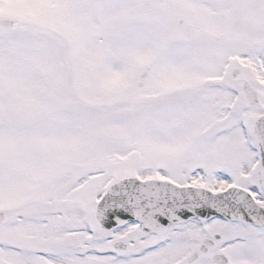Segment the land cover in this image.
<instances>
[{
  "label": "snow or ice",
  "instance_id": "1",
  "mask_svg": "<svg viewBox=\"0 0 264 264\" xmlns=\"http://www.w3.org/2000/svg\"><path fill=\"white\" fill-rule=\"evenodd\" d=\"M0 264H264V0H0Z\"/></svg>",
  "mask_w": 264,
  "mask_h": 264
}]
</instances>
